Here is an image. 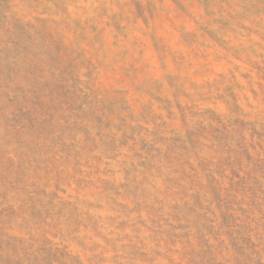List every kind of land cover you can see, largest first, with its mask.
Masks as SVG:
<instances>
[{
  "label": "rangeland",
  "instance_id": "rangeland-1",
  "mask_svg": "<svg viewBox=\"0 0 264 264\" xmlns=\"http://www.w3.org/2000/svg\"><path fill=\"white\" fill-rule=\"evenodd\" d=\"M0 264H264V0H0Z\"/></svg>",
  "mask_w": 264,
  "mask_h": 264
}]
</instances>
